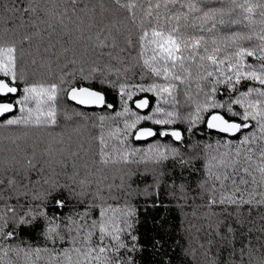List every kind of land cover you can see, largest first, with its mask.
Here are the masks:
<instances>
[{"label":"snow or ice","instance_id":"obj_1","mask_svg":"<svg viewBox=\"0 0 264 264\" xmlns=\"http://www.w3.org/2000/svg\"><path fill=\"white\" fill-rule=\"evenodd\" d=\"M166 181L186 256L264 264V0H0V264H139Z\"/></svg>","mask_w":264,"mask_h":264},{"label":"trees","instance_id":"obj_2","mask_svg":"<svg viewBox=\"0 0 264 264\" xmlns=\"http://www.w3.org/2000/svg\"><path fill=\"white\" fill-rule=\"evenodd\" d=\"M108 100L110 103H115L119 108L118 99L114 92L108 93ZM71 107L79 108L89 116L98 115L99 110L94 108H84L69 102ZM63 125V122H62ZM61 129H57L60 131ZM138 146L145 147L146 143L138 142ZM187 175V173L185 174ZM134 186L139 184L143 187V182H150V178L136 176L133 177ZM195 178L193 177V183ZM160 200L167 205V207L150 208L147 213V223L142 225L141 233L147 234V237H158L161 240V246L156 249L152 247L146 248L142 253L138 254L137 259L139 264H196L197 260L201 257L186 256L184 254L185 248L198 247L186 233L185 229L188 227L189 222H192L191 208L181 207L177 201L168 195L167 181L161 186ZM143 204V201H140ZM67 211V210H65ZM188 214L187 216L185 214ZM155 218L156 223H153ZM195 233H193L194 235ZM27 243L33 245H40L43 241L40 238L39 231L30 232L24 237ZM15 260L16 258L13 257ZM22 264V261H21Z\"/></svg>","mask_w":264,"mask_h":264},{"label":"water","instance_id":"obj_3","mask_svg":"<svg viewBox=\"0 0 264 264\" xmlns=\"http://www.w3.org/2000/svg\"><path fill=\"white\" fill-rule=\"evenodd\" d=\"M73 103V102H72ZM80 107H83V106H80Z\"/></svg>","mask_w":264,"mask_h":264}]
</instances>
